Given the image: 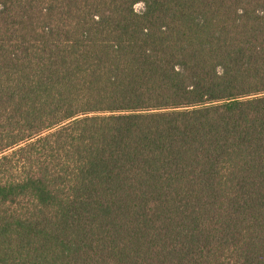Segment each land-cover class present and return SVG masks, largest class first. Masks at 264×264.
I'll return each mask as SVG.
<instances>
[{"label": "trees", "instance_id": "1", "mask_svg": "<svg viewBox=\"0 0 264 264\" xmlns=\"http://www.w3.org/2000/svg\"><path fill=\"white\" fill-rule=\"evenodd\" d=\"M0 264H264V0H0Z\"/></svg>", "mask_w": 264, "mask_h": 264}, {"label": "rangeland", "instance_id": "2", "mask_svg": "<svg viewBox=\"0 0 264 264\" xmlns=\"http://www.w3.org/2000/svg\"><path fill=\"white\" fill-rule=\"evenodd\" d=\"M142 8H143L142 4H138V5L136 6V10H137V11H141Z\"/></svg>", "mask_w": 264, "mask_h": 264}]
</instances>
